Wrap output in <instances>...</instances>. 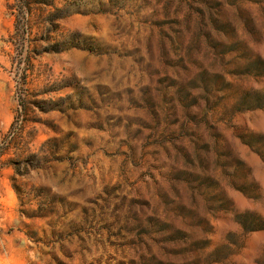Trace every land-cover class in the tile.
Here are the masks:
<instances>
[{
    "label": "rangeland",
    "instance_id": "374dc122",
    "mask_svg": "<svg viewBox=\"0 0 264 264\" xmlns=\"http://www.w3.org/2000/svg\"><path fill=\"white\" fill-rule=\"evenodd\" d=\"M0 264H264V0H0Z\"/></svg>",
    "mask_w": 264,
    "mask_h": 264
}]
</instances>
